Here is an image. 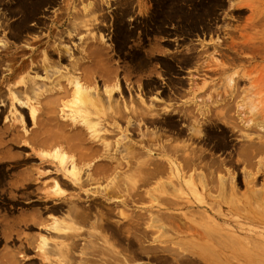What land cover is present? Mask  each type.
Returning <instances> with one entry per match:
<instances>
[{
	"label": "rangeland",
	"instance_id": "1",
	"mask_svg": "<svg viewBox=\"0 0 264 264\" xmlns=\"http://www.w3.org/2000/svg\"><path fill=\"white\" fill-rule=\"evenodd\" d=\"M79 1L75 0L72 3L73 7L71 6L67 14H63V10H60L61 8H59V5L42 10L41 14L38 16L45 23V26H38L39 29H34V31L36 30L35 33H27L24 30H18L19 27L16 24L15 29H13L14 34L17 32L20 34L18 36L17 33L16 36L18 37L16 38L8 34V26L11 23H15L17 17L16 15L14 16L15 18L13 16L10 17L8 12L5 11L4 8L8 3L7 0H3L1 3V7H5H0V22L3 21L2 24L0 23L2 25H0L2 27L0 28V47L3 45L7 47V50L3 46L0 48V105H2L0 106V128L2 129V126H5V129L8 125L9 126L5 130L0 129V169L2 170H0L2 172L0 173V183L2 184H0V264H7L8 261H12V259L16 264H61V260L63 263L67 262L61 259V254H57L56 251L53 250L54 241H62V239L57 236L55 239L54 233H56V231L52 229V221L59 218V216L61 218V215L58 213L54 215L50 212L47 213V208L50 203H53L52 205L64 203L65 205L64 201L62 202L60 199H57L60 196L54 195L56 190L60 193L67 194V197H70V194L79 193V195H82V200L85 201L88 199L84 197L88 195L89 197L93 196L91 199L99 197L98 195H100L101 192L98 190L101 189L104 190H101L102 192H105V190L107 191V189L109 192L113 190V197L106 203H114L113 201L115 198L120 202L122 200L124 201L126 200V196L130 194L137 200L132 204L129 202L122 204L123 206H120V204L117 206L114 205L115 210L110 217L111 222H120V224H122L126 222L122 217L133 218L134 216L137 217L135 222L137 221L139 224L135 227L130 225L129 227H132H128V233L122 235V243L120 242V246L118 245L119 249L117 250L121 251L129 242H133L134 246H132V255L129 251L120 252L118 255L120 256V261H118L119 264H264V251H260V249L264 250V219L260 220L259 217L262 209L260 210L261 207L258 208L260 205L262 206L264 204H262L261 200L260 204L257 203L259 205L258 207L254 204L256 208L254 206V208H251L248 204V197L253 190V192H256H252V194L255 196L258 195L259 198L264 200V152L258 154L250 147V145L257 146L261 141H264V60L256 57L249 62L237 61L233 65H229L230 72H245L248 77L237 78L235 76V79H237L235 88H237L238 94L232 100L221 101L220 99L222 97L216 96L207 99V95L200 94L201 92L199 93V91L194 92L196 94V99H192V94L189 92L191 88L190 79L194 80L197 89L203 88V90H205L204 94H212L214 92L221 93L223 91L225 76L206 73V69H204L203 66L211 61H222L221 57L213 53L212 45L213 43L215 44L216 41L215 35L221 38L225 29L234 31L236 26H242L244 24V18L249 14L247 8L241 5L242 3H240V0H219L220 6L214 11L213 18L210 22L206 19V21L204 20L203 22L205 25H203V23L200 24L201 28L198 25L196 34H194V32L192 33L193 35L189 33L185 35L186 32H183L181 35L178 29H176L177 26L175 24L166 23L165 25L161 20L163 18L162 15H164V10H161L163 6L160 1L113 0L107 7L103 8L102 12L97 11L95 13L99 15L100 13L101 15L104 14L103 21L98 19L95 22H92L93 17L83 18V6H85L89 0ZM180 1L176 4L182 9L183 17L189 20L196 13L192 11L194 5L207 4V0H193L189 2L183 0L184 2L182 1V4ZM127 3L132 4L129 6ZM238 4H240V6ZM138 6H140V9ZM239 10L241 11L239 12ZM155 14L156 24L152 18ZM56 15H61L63 19H58L55 25H52L50 21L54 16L56 17ZM119 19L121 21H119ZM157 20L161 21L158 22ZM4 23L9 24L4 26L6 25ZM29 24L31 25L32 22H29ZM155 26H158V28ZM65 28L66 30L68 29L69 32H72V36L66 39L64 35L65 37L61 39L60 43L61 48L70 46V52L73 57L79 56L78 52L83 48L85 49L87 46L96 47L95 49H97L96 44L101 41L95 39L91 40L90 37L95 36L98 38V36H102V42L98 43V47H101L100 53L102 52V54L97 60L101 61L100 64H107V68L113 76H109V80L111 77V80L113 78V80L117 82L118 89L112 92V99L118 100L120 96L127 110L129 109L128 107H130V109L132 108L131 104H134L132 109L137 112L136 115L139 114L140 116V121H137L139 127L127 128L128 130L122 134L118 132L116 134L115 131L113 135L110 132L102 131L100 134H107L106 143H115L121 138L123 139V144L124 142H130L135 146H140V144L143 146L145 144V148L147 146L154 148L153 146L155 144L164 146L179 145V147L184 144V146H190L189 148H194L196 151L199 150L198 153L201 157L199 158L198 155V158L190 159L185 158L186 155H182L181 152L172 154L171 151H165L166 156L154 154L150 161L152 164L146 167L144 166L145 164L142 165V162H144L143 159H146V155L143 154L144 152L137 151L138 153H136L135 151L137 154V157L135 154V158L137 159L133 160V169H130L131 171L126 168L122 169L120 175L123 176H121V178H116L117 180L114 178V175L112 179L109 178L111 176H108L107 179H99L101 181L97 180V182L89 180V182H92L88 183L87 186H85L86 188L83 187L79 192L62 186L61 180L67 179L64 175L67 172L65 170L69 166V163L62 166L57 165L55 160V162L53 160L51 161L48 157L52 152L50 148L43 146L45 151L42 149V146L40 147L41 149L38 144L35 146L36 142L33 145L34 147L31 146L32 142H30L31 138L38 137L36 136L38 134L39 136L41 135L40 138L43 140L47 137V134H51L50 136L54 135L56 126H58L60 122L65 124L70 123L68 120H66L68 122L66 123V121L60 119L62 115V107L59 106L60 104L58 103L60 97L56 96L58 94L55 93V95L41 93L43 95L38 100L42 97L45 99H42L41 103L37 105L34 104L38 109L35 112L36 118H34V121L41 120V122H34L31 120L30 116H28V104L31 101L28 102L27 106H23L20 102V104H16L18 103V96L21 98L19 95L21 93L17 94L13 91L14 89L10 92V88H14V86L16 89H18V86L22 87V84L18 81H22L27 74H17L21 77L16 75L17 78L19 77L18 80H15L17 78L13 77L15 81L12 80L13 78H10L12 81L8 79L9 82L3 79H5V74L9 73L8 70H10L12 66L18 64L19 60L22 61V57L25 58L28 56V53H25L28 50L22 51L23 47L27 48L26 42H29L30 47L28 49L33 48L36 52L38 49V51H42L49 43L53 42V37L56 35L55 33L64 31ZM122 30L125 33H123ZM120 33H123L125 37ZM36 35L41 41L38 45H35L31 40L29 41V39H32ZM48 35L50 36V40L45 43V38ZM26 38H28V40ZM80 44L87 46L83 47L80 46ZM90 47L87 48L89 49ZM189 48H192L191 54L196 56V59H193L188 65L182 64L180 66L176 63L177 61L169 57L174 54L175 58L178 59L180 56L190 53L187 51ZM4 50L6 51L3 52ZM53 54L50 60H52L54 56L53 62L55 61L56 65L59 64L62 68L63 66L69 67L67 63L70 64L72 60L71 57H67L69 55H63L65 58L60 60L55 57L57 56L55 52ZM11 57L13 58L11 59ZM67 58H70V61H67ZM38 59L40 60L39 56L37 60ZM103 60L106 62H102ZM166 62L172 66V70L166 68ZM56 65H54V67ZM59 65L56 66V70L60 69L62 71ZM197 67L201 70L198 71V73L195 72ZM53 68L50 69V74L48 72V76H52L51 80H58L60 85L65 83L62 87H66L67 83L59 77L56 71H53ZM5 70L8 73L5 72ZM52 72H54V74ZM41 73L43 74L42 68L39 67L37 72L38 76H42ZM103 77L104 79H102ZM103 77H100L101 79H99V75L94 77V81L98 85L97 88H100V92L102 87H110L112 86V82H114L111 80L110 82L108 76L103 75ZM106 78L107 80H105ZM104 80L106 82L108 81L107 84L106 82H102L103 84L101 83V81ZM37 81L40 86L36 85V88L42 89L43 91L46 88L43 86V81H41L40 78H38ZM250 81L252 83L251 85ZM46 82H44V84ZM11 83H14L13 87L10 86L12 85ZM7 86H9V88H7L8 90L6 89ZM16 91L18 92V90ZM12 92H15L17 97L14 96L15 94L11 97L10 94H12ZM116 93H118L119 96ZM25 95L30 96L32 94L25 93ZM13 96L15 99H13ZM104 97H106V95H104ZM52 98L56 99L55 102L51 100ZM69 98L70 97L67 99ZM215 99L219 101L214 103L213 101ZM10 100H15L13 106V101L11 102ZM125 100H128L127 104ZM129 100L131 102H129ZM192 100L197 101L196 104H193ZM31 103H34V99ZM198 104L202 106L200 111L197 110L196 105ZM15 107L16 109L18 107L20 109L18 108V110H16ZM130 109L129 111H131ZM145 109H148V111ZM64 110L63 112L67 111L66 108ZM182 112H184V116ZM200 112L203 114L200 115ZM136 115H134V117ZM128 117L131 118V113ZM3 118L6 120H3ZM143 118L154 119L155 123H145ZM166 118H170L174 124H167ZM21 120L23 122V127L19 125L22 124ZM105 121L107 120H104V122ZM13 124L18 126L16 127V125L14 126ZM20 126L21 130L25 128L23 131L27 134L19 130ZM12 128L14 130L16 128L18 129L14 131ZM60 128L63 129L61 124ZM9 131L13 132L10 133ZM67 131L66 129L65 134ZM71 132L68 131L66 134H69V139L72 138L70 137V135L72 136L73 134H70ZM119 134L122 137H120ZM30 135L33 137H30ZM109 137H112V139H108ZM43 140L38 139L37 142L40 143V141ZM27 141L31 144L29 142L28 144ZM118 142H120V140ZM122 142H120L121 144L119 143L120 146H118V148L121 147V151L117 149L116 153L114 152V155H117L116 157H119L121 154L120 152L123 151V154L125 151L124 149L122 150ZM73 143L76 144L77 141L73 140ZM30 147H32L33 150ZM175 148L178 149L176 146ZM113 150H110L111 153H113ZM44 152L46 156L45 159L47 158L46 160L48 161L42 158ZM36 154L40 155L37 156ZM129 155L130 154H128L127 157H129ZM249 155H251V157H249ZM120 157L123 156L121 155ZM166 158H169L172 164L164 163ZM123 159L128 161L126 157ZM129 160L133 162L131 157H129ZM43 163L45 164L43 165ZM161 163L162 165H160ZM40 165L42 169H40ZM155 166H158V171L153 170ZM169 167H171V169ZM81 173L83 174V171ZM81 176L83 179L84 175L80 174V179ZM92 177L93 176H91V178ZM22 180H25V182ZM7 182L8 184H6ZM158 183L162 184L160 187L165 190L163 195L168 201V203L165 204L161 203L159 210L156 206H153L154 203L151 200L155 198L152 192L156 189ZM19 184H22V187L18 186ZM55 184L57 186H54ZM128 186L129 189L127 190ZM262 187L263 189H261ZM75 191H77V193ZM45 194H50V197ZM42 195L47 196L48 204L46 203L47 200H45ZM161 197L162 195H160V198ZM43 200L44 202L46 201V204L43 203ZM49 200H53V202ZM54 201L58 202L55 203ZM148 205L149 207H147ZM98 206V209L102 210L101 206ZM110 206L112 205L110 204ZM262 208L264 210V206ZM255 210H258L259 213ZM146 211H149L147 214H151L153 217H158L157 215L165 212L173 218H167L163 222L165 227L154 229L150 227L147 232V228L145 229V227L149 226V216L146 214ZM251 212L254 213L253 219V214ZM61 213L62 212H60V214ZM256 216H259V219ZM96 218L99 219L97 215ZM141 218L143 220H141ZM146 221L147 223H145ZM261 222H263V224ZM131 224H134V222ZM82 228L83 230L80 231H83L82 233L87 232L85 235L88 234V232H90V234H96V232L102 231L99 230V228H97L98 230H94V228L92 229V227L87 225ZM94 231L96 232L93 233ZM179 231L183 233L179 234ZM52 233L54 236L50 235ZM162 234L163 236H161ZM124 236H126L125 240ZM128 237L132 241H130ZM155 237H159L161 243L153 242L152 238ZM42 238L46 239L45 245L41 242ZM80 238L76 240L80 241L78 249L72 250V253L70 252L75 259L74 261L73 258L71 259V264H95L96 260L99 258H101V262L103 263L108 261V256L105 254H103V256H101V254L99 258L87 254L86 251L84 255L80 254L79 249L81 248V243L84 242L82 240L93 241L94 237H92V239L86 236ZM209 238H212V240ZM138 239L141 242L138 241ZM108 242L110 243V241ZM96 243H98V241ZM183 243L185 244L183 245ZM198 243L203 246H200ZM202 247L203 249H201ZM204 248H206V250ZM252 248H254L255 251L252 250ZM189 251L193 252V254ZM54 252L55 254H53ZM205 253H207V255ZM13 261L8 264H12ZM97 262L99 263L100 261L97 260ZM68 264H70V262Z\"/></svg>",
	"mask_w": 264,
	"mask_h": 264
},
{
	"label": "bare ground",
	"instance_id": "2",
	"mask_svg": "<svg viewBox=\"0 0 264 264\" xmlns=\"http://www.w3.org/2000/svg\"><path fill=\"white\" fill-rule=\"evenodd\" d=\"M2 1L3 0H0V7L2 6L1 5ZM74 1L75 0H7L8 3H7V5H5L6 7L3 6L1 8L5 7L4 9L6 12H8V15L10 17L11 16L14 17L15 15L17 17V20L15 19L16 22L14 21L15 23H11V24L8 23L9 24V26H8L9 33L8 34H10L13 38H16L20 35L18 32H17L18 36H16V34H17L16 32H15L16 34H14L13 29H15L16 24L19 27L18 30H22V31L24 30L27 33H29V32L35 33V31L37 29H39L38 26H40V25L45 26V23L38 16L39 14H41L42 10H45V8H53L55 5H59V8H61L60 10H63V14L64 13L67 14L70 11L72 3ZM77 1H79V0H77ZM86 1H88V0H86ZM111 1H113V0H91V1L89 0V2L87 4H85V6H83V9H82L83 18L93 17L92 22H95L98 19H100V21H103L102 19L104 17V14L101 15V13H100V15H99V14H95V13L97 11L102 12L103 8L107 7ZM122 1H121V3H122ZM154 1H156V2L160 1L161 5L163 6V8L161 9L162 11L164 10V15H162L163 18L161 19L163 21V23H165V25H166V23L167 24H175L177 26L176 29H178L179 34H181V35L183 34V32H186L185 35H187V33L192 34L194 32H195L194 34H196L198 25L201 28L200 24H202L204 22V20L206 21V19L208 22H210V20L213 18L214 11L216 10V8L218 9V7L220 6L219 0H207L206 1L207 4L194 5L192 7L193 8L192 11H194L196 13L193 15L192 18H190V20L187 18L189 20L188 21L186 18L183 17L182 9L180 7H178L176 4L180 0H154ZM182 1H180L181 4H182ZM187 1L189 2V1H193V0H187ZM240 1H241L240 3H242L241 5H243L245 8H247L248 13H249L246 16V18H244V20H243L244 24L242 26H236L234 31H232L230 29L229 30L225 29L222 33L221 38L218 35H215L216 36L215 44L212 42L213 43V45H212L213 46V48H212L213 53H215L219 57H221L222 61H220V62L218 60L217 61H211V62L206 63L205 66H203L204 69H206L205 70L206 73H211L213 75H218V76H225V78H224L225 79L224 80L225 86L223 88V91L221 93L220 92H217V93L214 92L212 94L211 93L204 94L205 90H203V88L197 89V87L194 83V80L190 79L191 88L189 89V92H191V94H192V99H196V94L194 93L196 91H199V93L201 92L200 94L207 95V99H210L213 96L220 97V98L222 97L220 99L221 101H225V100L229 101V100L234 99L238 94L237 88H235V83L237 81V79H235V76L237 78H248V77H247L245 72L244 73L243 72L239 73L238 71H231L230 72V66L229 65H233L237 61L249 62V61H252L256 57H259V58H261V60H264V0H240ZM119 3H120V1H119ZM193 3H195V2H193ZM127 4H129V3H127ZM130 4H132V3H130ZM130 4H129V6H130ZM238 5L240 6V4H238ZM140 6H138L139 9H140ZM119 11H121V10H119ZM240 11L241 10H239V12ZM112 12H114V11H112ZM151 15H152V13H151ZM149 16H150V14H149ZM155 16H156V14L152 18L156 24V17ZM58 19L61 20L63 18L61 17V15L60 16L56 15V17L54 16V18L50 21V23L52 25H55V22H57ZM161 20H157V21L159 22ZM116 21H117V19H116ZM119 21H121V20L119 19ZM29 22H32V24L30 25ZM0 23L2 24L3 21ZM4 24H6V23H4ZM8 24H6L4 26H7ZM155 24H153V25H155ZM203 25H205V23H203ZM1 26H0V28H2ZM155 27L158 28V26H155ZM34 29H36V30L34 31ZM120 29H121V27H120ZM114 32H115V30H114ZM122 32H123V30H122ZM123 33H125V32H123ZM123 33H120V34L123 35ZM55 34L56 35L53 37V42L49 43L47 45V47L45 46L46 50L43 49L42 51L41 50L38 51L39 50L38 49L36 52L35 49L33 50V48L28 49L30 47L29 42H26L27 48L23 47L22 51L28 50L25 52L26 54L28 53V56L25 58L22 57V59H21L22 61L19 60L18 64H15V66H12L10 68V70H8L9 73L5 70V72H7L8 74H5V76H4L5 79H3V80L8 81V79L16 77L17 74H20V75H23V74L25 75V73L27 74V75H25V78H23L24 76L22 77L23 78L22 81H18L20 84H22V87L20 86L21 87L20 88L18 86V89H16L14 86V88H10V92H11V90L14 89L13 91H15L17 94L21 93V94H19L21 96V98H19V96H18V98H17L18 103H16V104L22 103L23 106L24 105L27 106L28 102L29 101L32 102V100L34 99V103L30 102L28 104V107H29V113H28L29 115L28 116H30L32 121H34V118H36L35 112L38 110L35 105H37L38 103H41L42 99H45L42 97L40 100H38L43 95L41 93L53 94V95L58 94L56 96L60 97L59 102L56 101L60 104V105L59 104L58 105L62 107L61 108L62 109V115H61L60 119H63L64 121L68 120V122H70V123L69 124H65V123H61V122L59 124L57 123L58 126H56V130H55L56 132L54 131V135L50 136L51 134H47V132H46L47 137H45L44 140L42 138H40L41 135L40 136H39V134L36 135L37 134L36 132H35L36 134H34V135H36L38 137H34L33 139L31 138V141L29 139L28 140L30 142H32L31 146H33L34 143L36 142L35 146H37V144H38L39 148L41 146L42 147L47 146L48 148H50L52 152H51V154H49L48 157H49V159H51V161L55 160L57 162V165L62 166L64 164L66 165L67 163H69V166L65 170L67 172L65 173V171H64L65 175L63 174L64 176H66L65 178H67V179L61 178L63 180V181L61 180L62 186H65L66 188H69V189L77 190L79 192L80 190H82L83 187L87 186V184L91 183L92 181L97 182V180H99V179L104 180V179H107L108 176H111L109 178L112 179L113 175H114L115 179L119 178V177L121 178V176H123V175H120L121 174L120 171L122 169H124V168H126L127 170L133 169V163H134L133 160L137 159V158H135V154L138 153L137 151L144 152L143 154L146 155V159H143L144 160V162H142L143 164L141 163L142 165L145 164L144 166H146V167H148L149 164H152V163H150V161L153 158L154 154L166 156L165 151H171L172 154H174L176 152H181L182 155H186L185 158H190V159L198 158V155H199V158L201 157L200 154L198 153L199 150L196 151V149L189 148L190 146H186V145L184 146V144H183V146H180V147H179V145L178 146L175 145L178 149H176L174 145L164 146V145H156V144L153 146L154 148L149 147V146H147L148 148L147 147L145 148L144 147L145 144L143 146L141 144H140V146H135V145L131 144L130 142H126V143L124 142V144H123V142H122L123 139L119 138L120 142H122V144H123V145H121L122 150L123 149L125 150L123 154L124 155L126 154V155L124 156L122 154L123 151L120 152L121 147L118 148V146H120V144H121L120 142H118L119 140H117L115 143L112 142L113 145H112V143H110L112 145V148H111V145L108 142L107 143L105 142L106 138H107L106 137L107 134L102 135L100 133L102 131H104V132L107 131V132H110L113 134V132L116 131L115 132L116 134H117V132L122 134L123 132L128 130L127 128H132L135 126L139 127V125L137 124V121H140L139 120L140 116H139V114H137L138 115V118H137V115H136L137 112H135L132 109L134 104H131L132 105L131 109H130V107H128L131 111H129V109L128 110L126 109L127 107H125L126 105L124 106V102L120 98L118 93H116V94L119 96V99L118 100L112 99V92L118 89L117 82L114 81L113 78L111 80V77H113V76L110 74V71L107 68V64L106 63L100 64L101 61L97 60L102 54V52L100 53L101 47H98V45H99L98 43H101L102 42L101 39H103V38L101 35L98 36V38H96L95 36L94 37L91 36L90 37L91 40L95 39L97 41L98 40L101 41V42H98L96 44L97 49H95L96 47H90V46L86 45L87 47H90L88 49L84 44H82V45L80 44V46H83V47L85 46L87 48V50H86V48L85 49L83 48V49H81V51L78 52L79 56L73 57L72 53L70 52L71 47L65 46V47L61 48V44H60L61 39L64 38L65 36H66V39H69V37L72 36V32H69V30L68 29L66 30V28H65L64 31H58ZM123 36L125 37V35H123ZM26 39L28 40V38H26ZM30 40L35 45H38L41 42L40 38L37 35L34 36L32 39H29V41ZM49 40H50V36L48 35L45 38V43L48 42ZM200 45H201V43H200ZM9 46H10V44H9ZM3 47H5V46H3ZM11 47H12V45H11ZM6 48L7 47H5V49ZM6 50H4L3 52H5ZM187 51L190 52V53H188L189 55L185 54L184 56H180L178 59L175 58L174 54L170 55L169 57L174 59L175 61H177L176 63L179 64L180 66L182 64L188 65L193 59H196V56H193L191 54L192 48L187 49ZM54 52H55V54H57V56H55V57H57L60 60L64 59L65 57H63V55L66 56V54L69 55L67 57L72 58L70 64L67 63V65H69L68 68L64 67V66L62 68V66L57 63L59 66H61L60 68L62 69V71L60 69L56 70V66H58V65L55 64V61L53 62L54 56H53L52 60H50V57L52 55H54L53 54ZM22 53H21V55H22ZM14 56H15V54H14ZM38 56L40 57V60L39 59L37 60ZM13 57H11V59ZM18 57H19V55H18ZM69 59L70 58H67V61ZM102 62H106V61L103 60ZM54 65H56V66L54 67ZM166 65H167L166 68H168V70H172V66L170 64L167 63ZM39 67L42 68V72H43V74L41 73L42 76H38V74H37ZM52 68H53V71H56V73H58L59 77L67 83V86H66L67 88L65 86L62 87L63 85H65V83L63 85L62 84L60 85L58 83L59 82L58 80H56V79L51 80L52 76H48V72L51 71L50 69H52ZM198 71H201V70L197 67L195 72L198 73ZM21 73H23V74H21ZM52 73L54 74V72H52ZM1 74H2V72H1ZM49 74H50V72H49ZM20 75H17V76H20ZM96 75H99V79H101L100 77H103V75L108 76V80H109V76H111L110 80L114 81V82H112V86L107 87V88L102 87V90L100 92V90H99L100 88H97L98 85L94 81V77ZM38 78H40L41 81H43L42 82L43 86L46 87L43 91H42V89L36 88V85L40 86L38 84V81H37ZM18 79H19V77L15 80H18ZM102 79H104V77ZM12 80L15 81L14 78ZM105 80H107V78ZM105 80L101 81V83L102 82L105 83L106 82ZM18 82H16V83H18ZM44 82H46V83L44 84ZM107 82H106V84H107ZM13 84L10 86L13 87ZM251 84L252 83L250 81V85ZM7 88H9V86H7L6 89ZM16 90H18V92ZM15 92H12V94H10L11 97L13 94H15ZM25 93H30L32 95L27 96V95H25ZM104 95H106V97H104ZM14 96H16V94ZM14 96H13V99H15ZM31 97H33V98H31ZM68 97H70V98L67 99ZM62 98H63V101H62ZM51 100H54V102H55L56 99L52 98ZM12 101L11 102L13 104L11 102H9V103H11L13 106L15 100H12ZM125 101H126L125 103L127 104L128 100H125ZM218 101L219 100L215 99L213 102L216 103ZM52 102H51V104H52ZM129 102H131V101L129 100ZM196 102L197 101L192 100L193 104H196ZM132 103H133V100H132ZM11 104H9V105H11ZM0 106H2V105H0ZM196 106H197V110L200 111L202 109L201 105L198 104ZM39 107H40V104H39ZM121 107L123 108V110ZM18 108L16 109V107H15L16 110H18ZM65 108L67 109V111L63 112V110ZM145 110L148 111V109H145ZM136 111H138V110H136ZM9 113H10V111H9ZM130 113H131L132 119L128 117V116H130ZM183 114H184V112H182V115ZM199 114L202 115L203 113L200 112ZM134 115H136L135 116L136 118L134 117ZM5 118H3V120ZM22 120H21L22 124H19V125H22V127H23ZM104 120H107L108 122L105 121L106 122L105 123ZM13 121H11V122H13ZM35 121L41 122V120H35ZM143 121L145 123L146 122L147 123H150V122L155 123V120L150 119V118H143ZM166 121H167L166 122L167 124H170V125L174 124L170 118L169 119L166 118ZM68 122L66 121V123H68ZM36 124H39V123H36ZM60 124L63 127V129L60 128ZM34 125H35V123H34ZM119 125H121V126H119ZM8 126L5 129H7ZM17 126L18 125H16V127ZM4 127L5 126H2L3 130H5ZM37 127H38V125H37ZM18 128H16V129H18ZM16 129L15 130L13 129V130L16 131ZM66 129L69 132L72 131L70 133V134L73 133L72 136L70 135V137H72V138L69 139V136H68L69 134L66 135L68 133V131L65 134ZM121 129H123V130H121ZM19 130H21V126H20ZM23 130H25V128L24 129L22 128L21 132ZM38 130H39V128H38ZM9 132L12 133L13 131L12 132L9 131ZM24 132L25 131H23V133ZM16 134H19V133H16ZM25 134H27V133L25 132ZM46 134H45V136H46ZM32 135H30V137H33ZM43 135H44V133H43ZM19 136H21V135H19ZM109 136H111V135H109ZM23 137H24V134H23ZM120 137H122V136L120 135ZM37 138L39 140L41 139L43 141H40V143H39V142H37L38 141ZM124 138H126V137H124ZM108 139H112V137L111 138L109 137ZM73 140H76L77 143L74 144ZM29 141H27V143ZM44 147L42 149H44ZM250 147L253 148V150L256 153L262 154L264 152V141L263 142L261 141V143H259V145H257V146L250 145ZM30 148L32 149V147H30ZM108 148H111V149H108ZM113 149H115V150H113ZM117 149H120L119 152L121 154L120 155L118 154L119 157H116L117 155L116 156L114 155V152L116 153ZM144 149H146V150H144ZM32 150H31V152H32ZM48 150H47V152H48ZM110 150H113V153H111ZM135 151H136V153H135ZM37 152H39V151H37ZM99 152H100V154H99ZM49 153H50V151H49ZM33 154H34V151H33ZM128 154H130L129 157H131L133 162H131L129 160V157H127ZM36 155L39 156L40 154H36ZM43 155L44 156L42 158L45 159V157H46L45 152ZM121 155L123 157H120ZM34 156H35V154H34ZM125 157L128 158V161L127 160L125 161L123 159ZM136 157H137V154H136ZM249 157H251V155H249ZM37 158H39V157H37ZM40 158H41V156H40ZM147 158H148V160H147ZM46 161H48V160H46ZM164 163L172 164V162L169 158H166ZM44 164L45 163H43V165ZM49 164H52V163H49ZM160 165H162V163ZM40 167H41V165H40ZM59 167H58V169H59ZM157 167L158 166H155V169L153 168V170L154 171L157 170L158 169ZM169 168L171 169V167H169ZM40 169H42V167ZM60 169H61V167H60ZM1 171H0V173H2ZM82 171H83V174L81 173ZM150 173H151V171H150ZM80 174L84 175L83 179H82V176L80 179ZM91 176H93V177L91 178ZM89 180H92V181L89 182ZM22 181L25 182V180H22ZM99 181H101V180H99ZM6 184H8V182ZM21 185L19 184L18 186H21ZM58 185H60V184H58ZM161 185L162 184H159V183L157 184L156 189H154V191L152 192V194L155 198L151 199L154 203L153 206H156L158 210H159L161 203H163V204L168 203L167 199L164 198L163 193H165V190L162 187H160ZM54 186H57V185L55 184ZM16 187H17V184H16ZM13 188H14V185H13ZM13 188H11V189H13ZM26 188H27V185H26ZM54 189H53V191H54ZM128 189H129V186H128L127 190ZM261 189H263V187ZM101 190H98L99 192H101V194L99 193L100 195H98L99 197H95V198L91 199L93 196L91 195L92 197H89V195H88V196L84 197L85 199H88L85 201L82 200V195L81 194L79 195V193H77V191H75L77 194H73V195L70 194V197H67V194H63V193L58 192V190L55 191L56 193L54 195L60 196L57 199L58 200L60 199V201H62V202L64 201L65 205H64V203H57L58 201L57 202L54 201L55 203H57V205L55 203H54L55 205H52L53 203L52 204L50 203L49 207L47 208V213L50 212V213H53V215L55 213H58L59 215H61V218L59 216L60 219L56 218L52 221V223H53L52 229L54 231H56V233H54L55 239H56V236L60 237V239H62V241H60V240L57 242L54 241V248L55 249L53 248V250H55L57 254L58 253L61 254V257H62L61 259L67 261V262L63 263L61 260V264H68L69 262L71 264V259L73 258V261L75 260L74 257H72L73 254L71 255V253L73 252L72 250L78 249V244L80 243V241L79 240L76 241V240L82 236H86L87 238H91V239H92V237H94V239H93V241L92 240H88V241L82 240L84 242L81 243L82 245L80 244L81 248L79 249V253L84 255L87 252V254L93 255L96 258H99V256L101 254H102L101 256H103V254L108 256V258H107L108 261H106L105 263L101 262V258L97 259L101 262V263L99 262L100 264H107V263L119 264L118 261H120V256H118V255L120 254L121 251H123V252L129 251L132 255V253H133V250H132L133 247L132 246H134L133 242L128 241L129 243L126 244V246L124 244V246H125L124 249L122 248V246H123L122 245L121 251H119L117 249H119L118 245L120 246V242L122 243V241H121L122 240L121 237H123L122 235H125L126 233H128V227L130 225H132L133 227L139 225L137 223V221L135 222V220H137V217H134V216H133V218L122 217V219H124V221L126 220V222L122 223V224H120V222H116V223L111 222L110 217H111V214L113 213V211L115 210L114 205L117 206L120 204V206H121L122 204H125L127 202L132 204L133 202H135L137 200L134 199L133 195H131V194L127 195L126 194L127 195L126 200H124V201L122 200L120 202L117 200V198H115L113 201L114 203H106L110 200V198L113 197V195H114L112 192L113 190L112 191L110 190V192L108 189H107L108 192L106 190H105V192H102L104 190H102V191ZM252 192L248 197L249 206L251 208H254L255 206L258 207L259 206L258 204H260L261 201H262V204H264V200L262 198H259L258 195L255 196L254 194H252ZM255 192H253V193H255ZM126 193H127V191H126ZM263 194H264V192H263ZM45 195H48V194H45ZM160 195H162L161 198H160ZM36 196H38V195H36ZM257 197H258V199H257ZM43 198L45 200H47V196H43ZM97 200H99V201H97ZM45 202L43 200V203H45ZM50 202H53V200ZM46 203L48 204V200ZM110 204L112 206H110ZM254 204H255V206H254ZM50 205H52V206H50ZM98 205L101 206L102 210L98 209V207H99ZM263 206L264 205H262V206L260 205L258 207V208L261 207L260 210L262 209L261 213H260V217L256 216L257 218L259 217L260 220L264 219V210L262 208ZM147 207H149V205ZM255 211H257L259 213L258 210H255ZM60 212H62V213L60 214ZM148 212L146 211V214ZM251 213L253 214V216H252V219H253L254 213L253 212H251ZM96 215L98 216L99 219L96 218ZM148 216H149L148 217L149 226L145 227V229L147 228V232L150 229V227H152L153 229L165 227L163 222L167 218H173V217H171V215H169L168 213H165V212L157 215L158 217H153L151 214ZM148 219H146V220H148ZM141 220H143V219L141 218ZM132 222H134V224L135 223L136 224L135 225L131 224ZM257 222H259V221H257ZM145 223H147V221ZM261 223L263 224V222H261ZM86 225L92 227V229L94 228V230L99 228V230H102V231H100L98 233L96 231H94L93 233L96 232V234H92V233L90 234V232H88V234L85 235V233H87V232L84 231L85 233H82L83 231L81 232L80 230H83L82 227H84ZM131 227H129V228H131ZM152 228H151V230H152ZM80 233H82V234H80ZM178 233L182 234L183 232L179 231ZM50 235H53V233ZM161 236H163V234ZM125 237L126 236H124V240H125ZM80 239H82V238H80ZM128 239L130 241H132L129 237H128ZM209 239L212 240V238H209ZM94 240H96V241H94ZM203 240H205V239H203ZM97 241H98V243H96ZM108 241H110V243ZM136 241H137V239H136ZM138 241H140V240L138 239ZM152 241L161 243L159 240V237L152 238ZM41 242L43 243V245H45L46 239L42 238ZM99 242H100V244H99ZM207 242H209V241H207ZM135 244H136V242H135ZM184 244L185 243H183V245ZM198 244H200V243H198ZM200 246H203V245L200 244ZM201 249H203V247ZM204 249L206 250V248H204ZM257 249H260V248H257ZM209 250H210V248H209ZM252 250L255 251L254 248H252ZM260 251L262 252L264 250L260 249ZM96 252H97V254H96ZM189 252L193 254V252H191V251H189ZM203 252H204V250H203ZM210 252L212 253L211 250H210ZM207 253H205V254L207 255ZM53 254H55V252ZM65 255H66V257H65ZM121 255H122V253H121ZM124 256L127 257L126 255H124ZM97 260H96V263H98ZM102 260H104V259H102ZM105 260H106V258H105ZM12 261H13V259H12ZM12 261H8V263L9 262L11 263ZM58 261H60V260H58ZM13 263L16 264L15 261H13ZM260 263H261V261H260ZM57 264H59V263H57Z\"/></svg>",
	"mask_w": 264,
	"mask_h": 264
}]
</instances>
